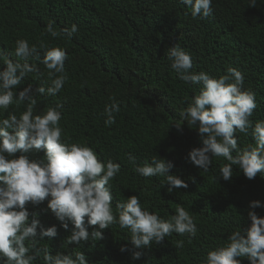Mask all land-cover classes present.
Listing matches in <instances>:
<instances>
[{
  "label": "trees",
  "instance_id": "obj_1",
  "mask_svg": "<svg viewBox=\"0 0 264 264\" xmlns=\"http://www.w3.org/2000/svg\"><path fill=\"white\" fill-rule=\"evenodd\" d=\"M249 3L213 0V15L194 19L182 0H0V52L24 63L14 54L18 39H26L30 46L44 42L49 48L66 49L68 79L55 97L37 94L34 114L62 104V139L87 144L102 159L121 164L120 173L110 181L113 211L131 195H140L143 208L164 218L184 206L197 225L191 242L187 235L173 233L163 243H153L145 250L146 256L136 261L130 252L119 250L121 245L131 247V233L118 223L103 230L104 239L90 238L80 245L67 243L71 224L68 231L59 227L57 237L39 240L37 247H47L53 255L84 252L89 264H200L210 249L223 246L228 235L250 224L248 205L252 200L264 201V178L258 174L249 180L233 166V177L225 181L219 176L227 163L222 157H213L207 171L188 161L189 151L202 147L198 131L187 123L182 130L173 124L180 122L179 112L201 85L181 81L166 56L179 43L191 54L194 72L203 70L218 78L229 67L237 68L244 74V89L255 93L257 108L251 119L264 120V0H257L256 7ZM49 20L55 21L57 30L75 23L78 32L71 39L53 38L45 31ZM28 62L35 63L41 74H29L17 92L29 84L48 86V70L40 60L29 57ZM110 97L120 103V112L115 114L114 125L105 126L104 109L113 102ZM14 109L19 116L26 102L18 108L13 104L8 111ZM236 136L241 149L255 144L251 130ZM129 153L139 165L151 162L153 156L174 162L170 174L184 179L188 188L169 193L167 186L162 188L165 177L140 176L133 171ZM26 155L32 160L44 159L43 151ZM27 207L40 213L44 227L59 226L51 211H44L47 200ZM255 211L264 216V208ZM94 227L98 226L89 232ZM179 240L184 241L182 248L176 247ZM240 259L242 264H250L246 258ZM33 264H44L42 252Z\"/></svg>",
  "mask_w": 264,
  "mask_h": 264
},
{
  "label": "clouds",
  "instance_id": "obj_2",
  "mask_svg": "<svg viewBox=\"0 0 264 264\" xmlns=\"http://www.w3.org/2000/svg\"><path fill=\"white\" fill-rule=\"evenodd\" d=\"M196 19H207L213 15V0H182ZM257 0H250L248 6L256 7ZM53 38L64 36L71 39L78 32V25L57 30L55 21L49 20L45 29ZM43 58L41 59V52ZM14 54L24 59L13 61L0 52L4 67L0 68V264H33L43 253L44 264H89L84 252H56L53 255L47 247L39 248V240L58 236L59 227L65 231L68 244L87 243L89 239H104L103 230L118 223L121 229L131 233L129 244L121 245L120 251L130 252L133 261L146 256L153 243L161 244L173 233L187 235L189 242L197 235V225L193 216L184 206H178L175 214L168 218L143 208L140 195H131L116 205L113 211L112 181L121 171V164L111 158L102 159L87 144L66 143L62 139L64 129L60 126L63 105L47 107L40 114H34L37 94L57 96L67 79L65 62L66 49L49 48L44 42L30 46L26 39L15 42ZM171 69L185 84L201 85L186 108L179 112V121L173 125L182 130L198 131L202 147L192 148L187 159L194 166L207 171L213 157L227 161L220 168L219 176L230 181L233 166L249 179L258 174L264 178V120L253 122L251 117L257 108L255 93L244 89V74L235 67H229L226 74L213 77L206 71L194 72L191 54L179 43L166 51ZM35 57L48 70V86L32 84L15 91L29 74L40 75V68L29 63ZM104 109L105 126L116 123L120 103L115 97ZM26 102V109L17 116L10 106ZM7 112V116L4 113ZM255 144L244 148L238 145L236 133L249 134ZM35 150L44 152L43 160H32L27 153ZM21 155L16 156L17 153ZM233 152L236 154L233 155ZM128 159L133 163V171L142 177H165L162 188L169 193L179 188H188V183L180 176L170 174L174 162L153 156L151 162L136 164L131 153ZM47 200L48 210L60 222L44 227L40 213L30 212L27 205H39ZM264 208V201L252 200L248 205L247 219L250 224L233 231L227 242L210 249L200 264H242L246 258L250 264H264V216L255 209ZM94 227L91 232L89 228ZM38 238V239H37ZM184 241L176 242L182 248Z\"/></svg>",
  "mask_w": 264,
  "mask_h": 264
}]
</instances>
